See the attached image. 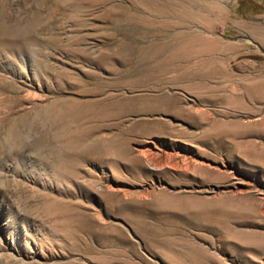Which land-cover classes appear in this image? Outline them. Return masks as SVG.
Listing matches in <instances>:
<instances>
[{"label":"rangeland","instance_id":"374dc122","mask_svg":"<svg viewBox=\"0 0 264 264\" xmlns=\"http://www.w3.org/2000/svg\"><path fill=\"white\" fill-rule=\"evenodd\" d=\"M0 22V264H264V0Z\"/></svg>","mask_w":264,"mask_h":264},{"label":"bare ground","instance_id":"6f19581e","mask_svg":"<svg viewBox=\"0 0 264 264\" xmlns=\"http://www.w3.org/2000/svg\"><path fill=\"white\" fill-rule=\"evenodd\" d=\"M36 17V16H35ZM8 20V19H7ZM40 21V20H39ZM29 23V22H28ZM35 26V25H34ZM28 27V26H27ZM17 29V28H16ZM7 34H9V31L7 30V28L5 27V25H3V23L2 22H0V36H2V35H6L7 36ZM11 36V35H10ZM9 36V37H10ZM13 37V36H12ZM6 38V37H5ZM8 38V37H7ZM12 39V38H11ZM2 41V40H1ZM5 70V69H4ZM1 89V88H0ZM55 114V113H54ZM64 114H65V112H63L62 110H59V112H56V117H64ZM55 115H52V116H55ZM64 125V123H62V126ZM13 134V136L11 135V137H14V138H17L18 139V137H19V135H18V132L17 131H13L12 132ZM20 134V133H19ZM21 135V134H20ZM19 139H21V138H19ZM17 141V140H16Z\"/></svg>","mask_w":264,"mask_h":264}]
</instances>
